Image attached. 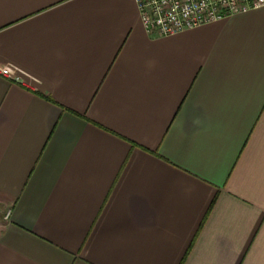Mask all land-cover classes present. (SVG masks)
<instances>
[{"label": "crops", "instance_id": "crops-1", "mask_svg": "<svg viewBox=\"0 0 264 264\" xmlns=\"http://www.w3.org/2000/svg\"><path fill=\"white\" fill-rule=\"evenodd\" d=\"M5 64L0 264H264V5L150 36L134 0H0Z\"/></svg>", "mask_w": 264, "mask_h": 264}, {"label": "built area", "instance_id": "built-area-1", "mask_svg": "<svg viewBox=\"0 0 264 264\" xmlns=\"http://www.w3.org/2000/svg\"><path fill=\"white\" fill-rule=\"evenodd\" d=\"M145 32L167 36L215 22L229 16L260 8L264 0H134ZM22 71L14 64L0 65V75L22 81ZM6 208L2 221H10Z\"/></svg>", "mask_w": 264, "mask_h": 264}]
</instances>
